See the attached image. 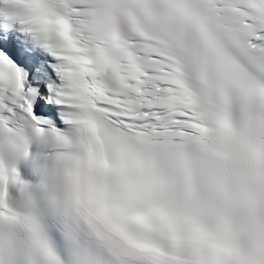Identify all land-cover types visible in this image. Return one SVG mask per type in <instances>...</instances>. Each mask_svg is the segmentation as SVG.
Masks as SVG:
<instances>
[{"label":"snow or ice","instance_id":"snow-or-ice-1","mask_svg":"<svg viewBox=\"0 0 264 264\" xmlns=\"http://www.w3.org/2000/svg\"><path fill=\"white\" fill-rule=\"evenodd\" d=\"M36 3L57 79L0 52V127L78 144L77 190L17 211L0 166V264H264V0Z\"/></svg>","mask_w":264,"mask_h":264},{"label":"clouds","instance_id":"clouds-1","mask_svg":"<svg viewBox=\"0 0 264 264\" xmlns=\"http://www.w3.org/2000/svg\"><path fill=\"white\" fill-rule=\"evenodd\" d=\"M36 9H38L36 0H19L17 11L24 19L25 28L40 33L50 32L53 35V39H55L58 35L55 24L49 21L46 17L40 15L39 11ZM0 134L5 135L8 140L16 145H24L27 142L29 135L36 136L30 129L9 130L4 127H0ZM52 147L55 151L49 172L45 177L34 180L31 183L33 186H41V191H43L49 180L55 179L60 185V194L62 196L71 195L77 190L76 182L78 169L75 161L79 157L78 144L64 146L67 149V155L62 157L55 156L56 145L54 143L52 144ZM31 191L35 194V187L31 189ZM29 193L30 190H26L16 197H13L10 194L13 205L17 211H23L22 201L29 197Z\"/></svg>","mask_w":264,"mask_h":264},{"label":"bare ground","instance_id":"bare-ground-1","mask_svg":"<svg viewBox=\"0 0 264 264\" xmlns=\"http://www.w3.org/2000/svg\"><path fill=\"white\" fill-rule=\"evenodd\" d=\"M23 43H26L25 41L23 42ZM12 46V45H11ZM13 49H15V48H13ZM33 85H35L34 83H33ZM57 121H59V118H58V120ZM51 124H54V122H50Z\"/></svg>","mask_w":264,"mask_h":264}]
</instances>
